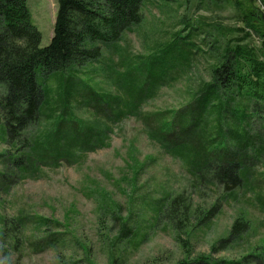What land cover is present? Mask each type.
I'll use <instances>...</instances> for the list:
<instances>
[{"label":"trees","instance_id":"1","mask_svg":"<svg viewBox=\"0 0 264 264\" xmlns=\"http://www.w3.org/2000/svg\"><path fill=\"white\" fill-rule=\"evenodd\" d=\"M148 1L58 0L52 40L41 48L42 35L32 24L27 0H0V141L12 148L11 155L10 149L0 153V196L45 166L72 164L107 148L118 124L140 117L149 138L181 162L192 186L201 189L206 182L202 172L209 170L225 190L220 200L246 190L264 216V172L259 169L264 168V0H176L205 11L212 5L219 11L232 8L238 26L206 16L189 18L183 21L192 27L188 34L175 32L157 52L126 60L120 42L141 24ZM203 35L217 58L213 83L180 110L145 114L144 105L190 69ZM105 47L115 94L101 93L80 76L85 66L102 61ZM80 108L90 120L78 116ZM255 124L261 126L255 129ZM32 126L45 130L29 137ZM249 225L244 218L235 221L230 232L235 244L248 242ZM137 236L136 245L144 235ZM27 243L37 251L58 240L33 236ZM255 249L252 253L264 263V247ZM179 264L242 263L203 257Z\"/></svg>","mask_w":264,"mask_h":264},{"label":"rangeland","instance_id":"2","mask_svg":"<svg viewBox=\"0 0 264 264\" xmlns=\"http://www.w3.org/2000/svg\"><path fill=\"white\" fill-rule=\"evenodd\" d=\"M27 6L32 24L42 35L40 46L45 48L53 37L58 0H27ZM212 7L205 11L176 0H149L141 24L120 42L125 59L134 61L157 52L172 41L175 32L188 34L192 27L183 21L189 18L206 16L210 22L238 26L232 8ZM203 38L197 41L202 49L195 53L190 69L147 102L145 114L180 110L213 83L217 58ZM104 55L102 61L81 69L80 76L101 93L115 94L106 67L110 63L107 47ZM80 109L78 116L90 120ZM44 130L32 126L26 134L37 137ZM10 148L0 141V153ZM202 174L206 175L202 183L206 182L198 190L181 162L149 138L142 118L126 119L115 127L107 148L88 152L72 164L45 166L0 196V264H179L203 257L220 263L264 264L252 253L264 247V216L251 192L239 190L236 197L220 200L225 191L221 181L209 170ZM21 218L25 223L19 222ZM242 218L250 224L246 242L250 247L243 240L235 244L230 234L235 221ZM43 219L47 222L40 228L38 222ZM140 231L144 236L136 245L133 240ZM46 235L58 240L55 248H28L29 238Z\"/></svg>","mask_w":264,"mask_h":264}]
</instances>
